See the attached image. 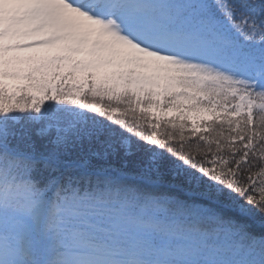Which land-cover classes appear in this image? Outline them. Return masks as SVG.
I'll use <instances>...</instances> for the list:
<instances>
[{"label": "snow or ice", "instance_id": "snow-or-ice-1", "mask_svg": "<svg viewBox=\"0 0 264 264\" xmlns=\"http://www.w3.org/2000/svg\"><path fill=\"white\" fill-rule=\"evenodd\" d=\"M0 264H264V0H0Z\"/></svg>", "mask_w": 264, "mask_h": 264}]
</instances>
